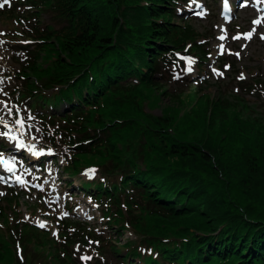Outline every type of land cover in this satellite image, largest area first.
Listing matches in <instances>:
<instances>
[{
    "label": "trees",
    "instance_id": "1",
    "mask_svg": "<svg viewBox=\"0 0 264 264\" xmlns=\"http://www.w3.org/2000/svg\"><path fill=\"white\" fill-rule=\"evenodd\" d=\"M28 2L61 26L28 34L34 47L18 71L19 97L32 100L45 128L58 124L72 150L70 175L84 164L102 168L105 178L81 189L94 188L110 226L123 228L124 207L139 200L154 221L137 219L142 237L128 241L126 253L116 248L123 262L264 264V117L240 95L212 98L193 89L186 101L158 79L162 62L175 61L177 52L209 57L194 25L176 21L178 0ZM158 92L178 105L149 112L144 99ZM7 209L0 203L3 215ZM58 225L62 243L34 225L2 230L0 264H53L39 262L48 254L32 252L31 242L48 243L58 264H73L69 249L90 230Z\"/></svg>",
    "mask_w": 264,
    "mask_h": 264
},
{
    "label": "rangeland",
    "instance_id": "2",
    "mask_svg": "<svg viewBox=\"0 0 264 264\" xmlns=\"http://www.w3.org/2000/svg\"><path fill=\"white\" fill-rule=\"evenodd\" d=\"M230 1L235 13L226 21L221 9L223 0H178L176 21H190L201 34L197 41L210 54L208 58H201L192 50L180 51L175 61L162 62L156 76L180 99L187 101L193 89L212 98L237 94L250 104L249 111L264 117V40L259 38L264 33V11H261L264 0ZM0 4L4 5L0 8V203L8 205L5 215L0 212V237L2 230L10 232L9 227L14 233L27 228L26 225L39 227L43 223L45 227L39 228L50 231L61 242L58 224L64 220L72 232L80 231L82 226L90 230L83 240H76L70 247L73 264H125L116 248L126 253L125 244L142 237L136 222L137 219L145 224L151 222L149 211L141 207L146 203L139 200L138 206L133 205L130 211L124 207L128 220L123 228L110 226L103 215L104 203H97L90 193L94 188L81 189L89 181L105 178L102 168L84 164L78 174L70 175L65 167L72 150L56 131L58 124L46 122L45 128L32 100L20 98L17 92L24 83L18 71L27 63L29 50L34 47L28 34H34L35 27L45 28L49 24L59 27L61 22L49 11L37 12L28 0H0ZM257 19L261 24L253 23ZM252 29L255 32L248 40L245 36ZM221 36L225 38L220 39ZM237 52L239 56L235 55ZM242 73L244 80L238 79ZM175 100L158 92V96L144 99V106L149 112L160 114L164 107L178 105ZM188 106L182 107V113ZM21 144L24 146L20 147ZM2 158L13 162L14 167L2 166ZM90 169L96 170L91 178L85 175ZM110 177L118 178L114 174ZM9 223L13 226H8ZM151 223L154 225V221ZM36 244H29L32 252L40 250L48 254L38 256L39 262L51 260L58 264V258L52 256L55 250L48 243H41L40 247ZM25 250L26 246L17 241L19 255ZM82 256L92 259L83 260Z\"/></svg>",
    "mask_w": 264,
    "mask_h": 264
},
{
    "label": "snow or ice",
    "instance_id": "3",
    "mask_svg": "<svg viewBox=\"0 0 264 264\" xmlns=\"http://www.w3.org/2000/svg\"><path fill=\"white\" fill-rule=\"evenodd\" d=\"M224 6H225V8H227V0H225V4H224ZM3 7H4V5H3V4H0V8H3ZM261 11H264V9H261ZM253 23L256 24V25H259V24H261V20H259V19L254 20ZM254 32H255V29H252L251 31H249V32L246 34L245 38L248 39V40H251ZM219 38H220V39H224L225 37H224V36H221V37H219ZM233 38H234V39H240L239 36H234ZM259 38H260L261 40H264V33H261L260 36H259ZM243 46L246 47V45H243ZM221 47H223V46H221ZM235 55L239 56V53L237 52V53H235ZM191 64H192V61L189 60V65H191ZM188 70H189V71H192L191 67H189ZM219 75H223V73H219ZM238 79H240V80H244V79H245L244 74L242 73V74L238 77ZM237 91H239V89H237ZM5 107H6V105H5ZM10 112H11V110H9V113H10ZM0 135H2V134H0ZM23 146H24L23 144L20 145V147H23ZM95 172H96L95 169H90V170H88V171L85 173V175H87V176H89V178H91V177H93V176L95 175ZM39 227L44 228V227H45V224L40 223V224H39ZM78 250H79V249H78ZM21 258H22V257H21ZM81 259H83V260H91L92 258H91V257H88V256H82Z\"/></svg>",
    "mask_w": 264,
    "mask_h": 264
},
{
    "label": "bare ground",
    "instance_id": "4",
    "mask_svg": "<svg viewBox=\"0 0 264 264\" xmlns=\"http://www.w3.org/2000/svg\"><path fill=\"white\" fill-rule=\"evenodd\" d=\"M263 6H264V4H263ZM10 164H12V167H14V166H13V162H10ZM17 179H19V178L17 177Z\"/></svg>",
    "mask_w": 264,
    "mask_h": 264
}]
</instances>
